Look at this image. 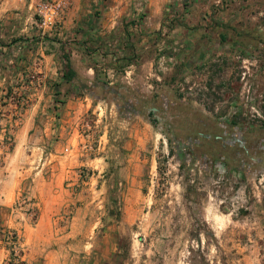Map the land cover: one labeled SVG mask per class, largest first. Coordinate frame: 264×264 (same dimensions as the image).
I'll return each mask as SVG.
<instances>
[{
  "label": "crops",
  "instance_id": "1",
  "mask_svg": "<svg viewBox=\"0 0 264 264\" xmlns=\"http://www.w3.org/2000/svg\"><path fill=\"white\" fill-rule=\"evenodd\" d=\"M37 1L0 0V112L11 116L15 100L22 105L13 146L0 141V227H21L23 264H91L87 247L107 243L90 242L94 225L81 218L94 184L105 182L93 170L109 151L123 160L132 149L123 130L112 136L109 129H124L133 115L149 127L157 93L203 108L209 98L200 91L217 66L199 42L215 32L201 25L219 0H68L48 30L35 22ZM138 138L134 151L145 149ZM25 190L37 221L10 224V208ZM4 255L0 244V264Z\"/></svg>",
  "mask_w": 264,
  "mask_h": 264
},
{
  "label": "rangeland",
  "instance_id": "2",
  "mask_svg": "<svg viewBox=\"0 0 264 264\" xmlns=\"http://www.w3.org/2000/svg\"><path fill=\"white\" fill-rule=\"evenodd\" d=\"M204 13L201 27L215 33L199 41L201 52L217 66L210 87L200 91L209 100L199 109L157 93L154 112L145 113L149 127L133 115L124 129H109L112 136L123 130L132 149L123 160L109 151L93 170L105 182L94 184L81 218L94 225L90 242L107 243L87 247L91 264H264V0H219ZM139 134L145 149L134 151ZM7 138L0 134L10 149ZM9 215L10 224L36 223L28 190ZM5 229L16 234L23 264V232L12 225L0 227L4 261Z\"/></svg>",
  "mask_w": 264,
  "mask_h": 264
},
{
  "label": "built area",
  "instance_id": "3",
  "mask_svg": "<svg viewBox=\"0 0 264 264\" xmlns=\"http://www.w3.org/2000/svg\"><path fill=\"white\" fill-rule=\"evenodd\" d=\"M68 3V0H38L34 7V18L38 28L41 30H48L55 27L64 9L68 6ZM8 99L14 101L13 98L7 97V100ZM14 105L11 116H8L9 114L5 112H0V134L3 136L4 141L8 140L7 137L10 135V129L17 124L22 110V105L17 100H15ZM5 236L6 245L10 252L7 264H18L19 260L17 259H19V257L16 255V252L20 246L16 234L7 230L5 231Z\"/></svg>",
  "mask_w": 264,
  "mask_h": 264
},
{
  "label": "trees",
  "instance_id": "4",
  "mask_svg": "<svg viewBox=\"0 0 264 264\" xmlns=\"http://www.w3.org/2000/svg\"><path fill=\"white\" fill-rule=\"evenodd\" d=\"M5 231H7V229H5Z\"/></svg>",
  "mask_w": 264,
  "mask_h": 264
}]
</instances>
